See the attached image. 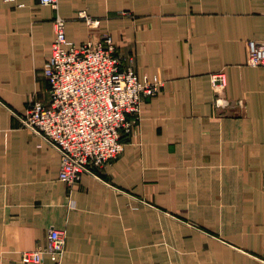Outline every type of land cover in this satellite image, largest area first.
<instances>
[{
	"label": "crops",
	"instance_id": "0c3cea01",
	"mask_svg": "<svg viewBox=\"0 0 264 264\" xmlns=\"http://www.w3.org/2000/svg\"><path fill=\"white\" fill-rule=\"evenodd\" d=\"M55 11L0 0V264H24L50 227L66 233L62 264H264V66L247 63L264 0H58L68 45L107 33L122 65L164 82L122 153L71 186L57 149L19 119L48 99Z\"/></svg>",
	"mask_w": 264,
	"mask_h": 264
},
{
	"label": "built area",
	"instance_id": "2783aa9c",
	"mask_svg": "<svg viewBox=\"0 0 264 264\" xmlns=\"http://www.w3.org/2000/svg\"><path fill=\"white\" fill-rule=\"evenodd\" d=\"M52 7L54 39L42 73L49 89L47 101L30 100L19 117L60 154L58 179L68 185L77 183L84 172L102 169L124 149L123 135L137 122L142 99L156 94L161 80H140L131 65H122L116 45L109 34L98 41L68 45L66 20L57 12L58 0H39ZM77 17L90 27L99 20L85 11ZM248 64L264 66V41L248 40ZM215 101L224 100L226 74L217 70L209 75ZM66 233L50 227L47 244L20 253L24 264H62Z\"/></svg>",
	"mask_w": 264,
	"mask_h": 264
}]
</instances>
